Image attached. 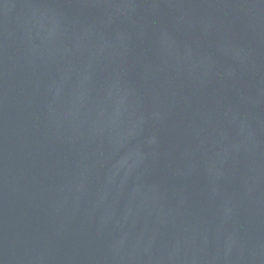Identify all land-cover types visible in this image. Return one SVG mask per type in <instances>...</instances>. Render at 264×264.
Here are the masks:
<instances>
[{
  "label": "water",
  "instance_id": "water-1",
  "mask_svg": "<svg viewBox=\"0 0 264 264\" xmlns=\"http://www.w3.org/2000/svg\"><path fill=\"white\" fill-rule=\"evenodd\" d=\"M0 264H264V0H0Z\"/></svg>",
  "mask_w": 264,
  "mask_h": 264
}]
</instances>
